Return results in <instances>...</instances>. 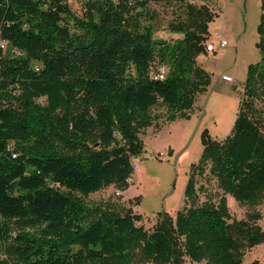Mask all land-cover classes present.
I'll use <instances>...</instances> for the list:
<instances>
[{"label": "trees", "instance_id": "1", "mask_svg": "<svg viewBox=\"0 0 264 264\" xmlns=\"http://www.w3.org/2000/svg\"><path fill=\"white\" fill-rule=\"evenodd\" d=\"M159 1L186 5L174 42L138 20ZM195 1L206 0H87L79 16L66 0H0V264H241L264 241L260 214L235 220L226 199L264 201V0L262 61L248 69L229 135L205 140L187 205L147 230L141 214L84 200L128 188L154 106L167 121L187 118L209 84L197 55L214 15ZM154 63L169 66L164 79ZM207 169L223 196L197 205L196 173Z\"/></svg>", "mask_w": 264, "mask_h": 264}, {"label": "rangeland", "instance_id": "2", "mask_svg": "<svg viewBox=\"0 0 264 264\" xmlns=\"http://www.w3.org/2000/svg\"><path fill=\"white\" fill-rule=\"evenodd\" d=\"M87 0H66L76 15L84 14ZM196 6L206 4L214 17L207 23L205 51L197 55V61L209 76V84L199 92L189 117L174 121L165 120L166 108L158 104L152 108L153 124L138 137L143 143L142 153L133 158L140 170L128 179V188L114 184L84 197L89 206L102 205L118 213L131 211L141 214L137 222L152 230L159 212L176 216L186 206L185 192L192 175V168L200 162L206 139H224L235 124L244 95L250 65L262 61L258 47L259 23L262 0H206L192 2ZM186 5L159 1L153 2L138 18L142 25L152 26L155 39L170 42L183 34L172 31V26L186 20ZM226 40L225 48L207 51V45L218 46ZM168 72L169 66H165ZM160 68L153 64L152 74ZM227 75L231 81L223 79ZM261 120L264 122V95L259 101ZM199 188L197 205L207 201L218 202L223 196L217 180L207 169L196 173ZM231 216L235 220L246 219L249 213L258 212V224L264 230V201L250 207L242 205L234 197L226 195ZM189 205V204H188ZM184 264H199L184 257ZM257 261L264 264V241L249 250L241 264ZM135 264H139L136 258ZM141 264H153L150 262Z\"/></svg>", "mask_w": 264, "mask_h": 264}, {"label": "built area", "instance_id": "3", "mask_svg": "<svg viewBox=\"0 0 264 264\" xmlns=\"http://www.w3.org/2000/svg\"><path fill=\"white\" fill-rule=\"evenodd\" d=\"M227 45H228V42L223 39V40H221V42L219 43L218 46H215L214 44L210 43V44L207 45L206 48H207V51L212 52L215 49L225 48ZM7 47H8V42L6 40H3L0 37V49L6 50ZM166 73H167L166 67L162 66V67L158 68V71L155 74V77L156 78H160V79H164L165 76H166ZM223 79L227 80V81H231L232 80V78L230 76H227V75H224ZM132 168H133V173L139 171L140 170L139 162H133Z\"/></svg>", "mask_w": 264, "mask_h": 264}]
</instances>
